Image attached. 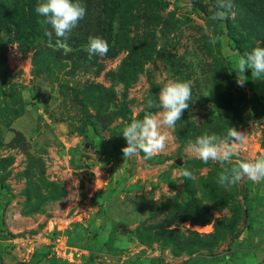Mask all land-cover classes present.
I'll return each instance as SVG.
<instances>
[{"label": "rangeland", "instance_id": "rangeland-1", "mask_svg": "<svg viewBox=\"0 0 264 264\" xmlns=\"http://www.w3.org/2000/svg\"><path fill=\"white\" fill-rule=\"evenodd\" d=\"M42 2L0 0V264H264V180L217 183L264 156V79L234 71L264 48V0L216 21V0H80L67 53ZM169 81H191L189 108L162 152L125 160L123 128L162 111L147 102ZM229 128L248 136L230 161L186 153ZM58 234L78 251L58 253Z\"/></svg>", "mask_w": 264, "mask_h": 264}, {"label": "clouds", "instance_id": "clouds-1", "mask_svg": "<svg viewBox=\"0 0 264 264\" xmlns=\"http://www.w3.org/2000/svg\"><path fill=\"white\" fill-rule=\"evenodd\" d=\"M217 11L211 19L224 20L228 16L236 15L233 0H216ZM35 12L38 16L44 17L42 23L51 25L57 37L55 47L63 49L66 53L71 49L66 41L70 33L79 22L86 16V7L80 0H44L37 5ZM118 27V24H114ZM53 31H46L45 35L51 40ZM215 43V40L212 41ZM85 51L89 58L95 55L106 56L109 51L108 42L100 37H89ZM251 70L252 79H264V48L258 46L251 52L245 53L236 61L237 84L244 87L248 77L245 73ZM192 99L191 81H169L159 92V103L149 99V108H160L157 113L147 112L142 120L133 119L130 124L123 128L122 136L127 146L122 148L125 160L143 153L145 159H151L154 155L166 148L168 141L167 132L162 128L174 129L176 123L181 120L185 110L189 108ZM248 141L247 133L229 128L225 137L215 133L203 135L196 138L195 142H189L186 146V153L207 164L209 161L220 163L230 161L237 150ZM185 177L191 178L190 171H183ZM247 177L253 183L264 180V156L254 161H240L237 166L231 169L224 168L219 173L217 183L221 187H229L237 184Z\"/></svg>", "mask_w": 264, "mask_h": 264}, {"label": "built area", "instance_id": "built-area-1", "mask_svg": "<svg viewBox=\"0 0 264 264\" xmlns=\"http://www.w3.org/2000/svg\"><path fill=\"white\" fill-rule=\"evenodd\" d=\"M65 232V231H64ZM56 243L55 247L58 253H66V252H73L78 251V249L75 246H72L69 242V239L65 237H61V235H57L56 237Z\"/></svg>", "mask_w": 264, "mask_h": 264}, {"label": "trees", "instance_id": "trees-1", "mask_svg": "<svg viewBox=\"0 0 264 264\" xmlns=\"http://www.w3.org/2000/svg\"><path fill=\"white\" fill-rule=\"evenodd\" d=\"M108 45H109V42H108Z\"/></svg>", "mask_w": 264, "mask_h": 264}]
</instances>
